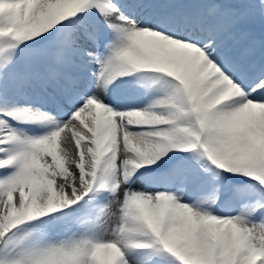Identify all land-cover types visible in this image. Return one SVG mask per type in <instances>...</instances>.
Returning a JSON list of instances; mask_svg holds the SVG:
<instances>
[{
  "label": "snow or ice",
  "instance_id": "obj_1",
  "mask_svg": "<svg viewBox=\"0 0 264 264\" xmlns=\"http://www.w3.org/2000/svg\"><path fill=\"white\" fill-rule=\"evenodd\" d=\"M0 264H264V0H0Z\"/></svg>",
  "mask_w": 264,
  "mask_h": 264
}]
</instances>
